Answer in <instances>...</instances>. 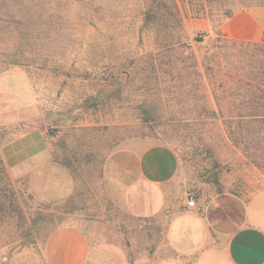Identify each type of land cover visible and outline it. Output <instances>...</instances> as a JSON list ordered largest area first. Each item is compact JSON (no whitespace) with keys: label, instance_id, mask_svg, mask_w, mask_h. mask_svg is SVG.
<instances>
[{"label":"rangeland","instance_id":"1","mask_svg":"<svg viewBox=\"0 0 264 264\" xmlns=\"http://www.w3.org/2000/svg\"><path fill=\"white\" fill-rule=\"evenodd\" d=\"M257 8L264 0H0V264H49L45 240L62 226L87 238L82 264L219 253L211 222H239L264 188L262 142L225 125V81L262 61L251 44L264 39H236L227 22ZM32 135L37 150L8 166L3 147ZM154 144L178 161L159 186L137 167Z\"/></svg>","mask_w":264,"mask_h":264},{"label":"crops","instance_id":"2","mask_svg":"<svg viewBox=\"0 0 264 264\" xmlns=\"http://www.w3.org/2000/svg\"><path fill=\"white\" fill-rule=\"evenodd\" d=\"M229 35L239 40H256L264 34V8L249 9L233 14L227 22ZM32 135L13 140L2 149L3 159L15 167L37 150ZM138 172L148 184L159 186L173 179L178 171L175 151L163 144L146 147L138 158ZM244 218L238 221L215 219L212 228L223 239L216 253L215 247L205 251V264H264V188L251 192L246 201ZM89 245L84 233L73 226H62L49 233L44 252L49 264H82ZM223 253V254H222ZM163 264H175L169 259Z\"/></svg>","mask_w":264,"mask_h":264},{"label":"trees","instance_id":"3","mask_svg":"<svg viewBox=\"0 0 264 264\" xmlns=\"http://www.w3.org/2000/svg\"><path fill=\"white\" fill-rule=\"evenodd\" d=\"M147 14L145 12V20H150ZM177 18L174 20L175 27L169 28L171 36L178 34L181 28V18L180 16ZM161 30H165V25H161ZM160 32V29L157 30V35H160ZM251 45L262 53L261 57L263 58L262 61H254V65L250 63L247 66L248 72L244 75H235L230 80L225 81L233 84L229 88H224V96L231 101L225 110L235 116L225 125L227 133L233 139H235V133L238 132L239 135L250 134L256 137L257 141L264 143V39ZM262 143H259L256 148L263 149L264 144Z\"/></svg>","mask_w":264,"mask_h":264},{"label":"built area","instance_id":"4","mask_svg":"<svg viewBox=\"0 0 264 264\" xmlns=\"http://www.w3.org/2000/svg\"><path fill=\"white\" fill-rule=\"evenodd\" d=\"M195 204V201L191 198V199H188L187 202H186V205L188 207H193Z\"/></svg>","mask_w":264,"mask_h":264}]
</instances>
